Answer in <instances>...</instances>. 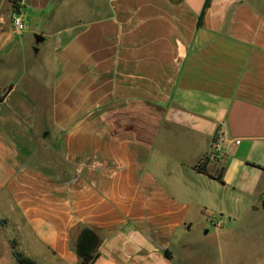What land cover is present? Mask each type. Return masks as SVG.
I'll list each match as a JSON object with an SVG mask.
<instances>
[{
  "label": "crops",
  "instance_id": "0c3cea01",
  "mask_svg": "<svg viewBox=\"0 0 264 264\" xmlns=\"http://www.w3.org/2000/svg\"><path fill=\"white\" fill-rule=\"evenodd\" d=\"M205 1L0 0V264H264V0Z\"/></svg>",
  "mask_w": 264,
  "mask_h": 264
},
{
  "label": "trees",
  "instance_id": "16d2710c",
  "mask_svg": "<svg viewBox=\"0 0 264 264\" xmlns=\"http://www.w3.org/2000/svg\"><path fill=\"white\" fill-rule=\"evenodd\" d=\"M14 1V0H11ZM207 1H205L203 5L202 12L199 16V20L202 16V13L204 11V8L207 5ZM17 8V6H16ZM12 84L8 85L4 89H0V101H2L5 97V95L11 90ZM208 157L205 156L203 159L195 165V168L203 173H207V170H205V165L207 162ZM208 174V173H207ZM211 175V174H209ZM212 177H215L217 180L221 181L220 175H211ZM262 207L264 208V198L262 200ZM6 221L3 219H0V224H5ZM99 239L96 236L94 232L91 230L85 229L81 232L77 243H76V250L79 255V264H92L95 259L98 257L97 247H98ZM9 245L11 248V253L14 257V260L17 264H39L31 257L25 255L18 247V243L15 239H9ZM164 254L167 258H171V254L169 251L165 250Z\"/></svg>",
  "mask_w": 264,
  "mask_h": 264
},
{
  "label": "rangeland",
  "instance_id": "374dc122",
  "mask_svg": "<svg viewBox=\"0 0 264 264\" xmlns=\"http://www.w3.org/2000/svg\"><path fill=\"white\" fill-rule=\"evenodd\" d=\"M8 1H9V4H8L9 11L11 12L10 15H11V18H12L13 14L17 12V8H16L17 0H14V1L8 0ZM24 23H26L28 25L26 27V33H28V41H34V35L35 34H41L40 31H44V29H45L43 24L36 25V23H33L31 20H28V22L26 20H24ZM28 30H30V31H28ZM43 45L46 46L45 43H43ZM24 51H22V52H24ZM23 55H24V57L26 56V54H23ZM45 56H48V53L44 52L43 50L41 51V53L38 54L37 57H36V55L33 52L30 51V52L27 53L25 61L26 62L27 61H31L32 63L37 64L34 60L43 62L45 60L44 59ZM46 59H48V58H46ZM2 77H4V79L6 80V76H2ZM34 79L38 80L37 77H35ZM37 86H38L37 83H32L30 91L32 92L33 95H38V93L36 91ZM39 98L42 99L41 96H39ZM45 102H46V107H47L48 102H49V93L47 92V90L45 92ZM46 131L47 130H44L43 134ZM199 225L201 227V224H199ZM193 238H195V237H193ZM202 247H203V245L201 244V242H196L193 245L194 251H198V249H201ZM186 257H187V254H185V260L182 262V264H206V263L207 264H212V261H209V262L205 261L204 256L202 255V253L195 254V256L192 255V259H188ZM237 259H239V262L242 264L243 257L239 256V257H237Z\"/></svg>",
  "mask_w": 264,
  "mask_h": 264
},
{
  "label": "built area",
  "instance_id": "2783aa9c",
  "mask_svg": "<svg viewBox=\"0 0 264 264\" xmlns=\"http://www.w3.org/2000/svg\"><path fill=\"white\" fill-rule=\"evenodd\" d=\"M12 22L13 26L15 27L16 30H21L24 27V22L22 20V17L16 12L12 16Z\"/></svg>",
  "mask_w": 264,
  "mask_h": 264
},
{
  "label": "water",
  "instance_id": "95a60500",
  "mask_svg": "<svg viewBox=\"0 0 264 264\" xmlns=\"http://www.w3.org/2000/svg\"><path fill=\"white\" fill-rule=\"evenodd\" d=\"M34 39H35L36 43H39V42H41L43 40V36L39 35V34H35L34 35Z\"/></svg>",
  "mask_w": 264,
  "mask_h": 264
}]
</instances>
